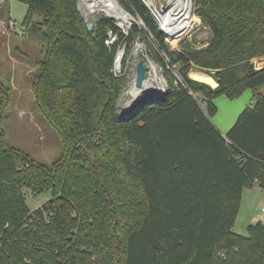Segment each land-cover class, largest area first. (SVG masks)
Instances as JSON below:
<instances>
[{
    "label": "trees",
    "instance_id": "16d2710c",
    "mask_svg": "<svg viewBox=\"0 0 264 264\" xmlns=\"http://www.w3.org/2000/svg\"><path fill=\"white\" fill-rule=\"evenodd\" d=\"M16 1L28 7L22 36L44 55L36 103L63 152L47 165L7 144L0 81V264H264V224L234 232L244 190L264 191V66L254 64L264 58V0H195L212 39L175 52L142 0H117L146 25L127 36L102 14L89 31L76 0ZM138 41L167 87L122 108L128 79L114 76V59ZM248 90L255 103L224 137L215 100ZM46 191L51 199L31 210L27 196Z\"/></svg>",
    "mask_w": 264,
    "mask_h": 264
},
{
    "label": "rangeland",
    "instance_id": "374dc122",
    "mask_svg": "<svg viewBox=\"0 0 264 264\" xmlns=\"http://www.w3.org/2000/svg\"><path fill=\"white\" fill-rule=\"evenodd\" d=\"M156 4L161 8L164 6V0H156ZM4 9L8 10V14L3 12L0 15V81L5 87L9 88L10 100L5 109V120L3 121L4 136L9 146L27 153L33 159L41 163L51 165L61 157L63 143L56 129L49 123L37 106L34 94L33 85L40 69V62L44 60V55L37 44L19 35V32L22 33V24L27 16L28 7L21 2L13 0L10 5ZM4 9H2V11ZM9 10L11 14H9ZM192 13L193 17L197 19L193 28L184 32L181 39L179 38L172 41L166 40L171 51H182L185 48L201 49L210 43L212 39L210 28L204 24L201 18L195 15L194 6ZM95 14L103 15L105 13L96 12ZM9 15L16 23V30H10L8 28V23L10 21V19H8ZM90 19L94 20L95 16H91L88 20H84L91 22ZM1 21L3 23H1ZM34 21H40V18L34 17ZM149 42L152 43V40L150 39ZM147 44L148 43L144 42L136 54L134 53L137 46H134L132 52L126 57V64L128 65L126 72L128 84L124 89V96L121 98L122 108L130 107L133 104V100L130 97L135 92V87L132 86L134 77L133 64L142 60L143 55H149L150 59L154 62L156 70V73L153 72V69L147 72V80L156 77L158 79L156 88L159 92H164L167 87V81L163 75V71L152 59ZM254 64L257 68L263 67L264 58L255 59ZM204 73L205 72L191 70L189 76L190 78L200 79L202 82L213 87L218 86L212 76ZM246 92L240 100L235 102L230 101L224 96L218 98L216 104L219 108V113L212 120L213 123L217 125L218 129H221L222 124L227 123L231 124L232 127L240 113L255 103L250 90ZM142 94L148 93L144 92L141 93V95ZM1 98L2 96L0 94V101ZM27 192L30 194V191ZM50 199L51 192L46 191L38 196L28 195L26 203L31 210H36ZM263 207L264 191L257 188L255 192H248V197H245L243 206L235 223L234 232L246 236L249 225L257 222H262L264 224V216L262 215ZM254 217H256L257 220H255ZM242 230L244 233H241Z\"/></svg>",
    "mask_w": 264,
    "mask_h": 264
},
{
    "label": "built area",
    "instance_id": "2783aa9c",
    "mask_svg": "<svg viewBox=\"0 0 264 264\" xmlns=\"http://www.w3.org/2000/svg\"><path fill=\"white\" fill-rule=\"evenodd\" d=\"M7 1H10V0H1L2 3L7 2ZM142 1L147 6V8L149 9V11L153 15V17H155V20L157 21V23L159 25L160 31L165 36L166 40L172 41V40L181 38V36H183V34L186 31V29H181L178 32H176L175 34L166 31L169 27H168V24H166L167 22L165 20V17L173 9H175V12H178V11H180V8L184 7V8H189L191 19H192L193 18L192 10H193V6H194V1L195 0H168L169 7H168L167 10H164V8H163L164 6L159 8L157 6V4H156V0H142ZM76 2H77V7H78L80 13H81L82 17L85 20H88L91 16L100 15V14H95L96 12H90L85 7L83 0H76ZM177 4H179V5H177ZM119 5L121 6L120 3H119ZM121 8L129 16V26H126V27L120 26V24H119V22H118V20L116 18H114L113 16H110L109 14H107L105 12H104L105 14H103V15H105L108 18L113 19L115 21L117 27L126 36L129 34L130 30L133 28L134 25L138 26L141 29H145L146 30V25H145L143 20H141L140 18L135 17L131 12L125 10L122 6H121ZM193 26L190 27L189 30H191V28H193ZM15 27H16V23L13 20H10L9 23H8V28L10 30H16ZM19 35L22 36V33L19 32ZM117 39H118V36L115 35L112 31H110L109 32V40L106 42V44L108 46H112L117 41ZM143 43H144L143 41H138L135 44V46H137V48L135 49V53L134 54H136L140 50V48L143 45ZM120 53H122V58H121L120 61H118V56H119ZM126 61H127V59H126V45L122 44L121 46H119L118 51H117L116 56H115V59H114V65H113V69H112V72H113L114 76L121 77V76L126 75V72H127V69H128V65L126 64ZM142 61H144L145 65L148 68V71L153 69V72L156 73L154 62L150 59L148 54L143 55ZM136 63L133 64L134 77H133V85L132 86H134V87H135L134 79H135V66H136ZM146 80H147V76H146ZM124 92H123L122 96H124ZM262 215L264 216V208L262 209Z\"/></svg>",
    "mask_w": 264,
    "mask_h": 264
},
{
    "label": "bare ground",
    "instance_id": "6f19581e",
    "mask_svg": "<svg viewBox=\"0 0 264 264\" xmlns=\"http://www.w3.org/2000/svg\"><path fill=\"white\" fill-rule=\"evenodd\" d=\"M83 2L85 7L90 12H105L110 16L116 18L120 26L123 27L129 26V16L121 8L117 0H83ZM165 20L167 22L166 24H168L169 27L166 31L174 34L181 29H186V31L189 30V28L192 27L194 23H196L197 21L195 17L191 19L189 8H184V7L180 8V11L178 12H175V9L170 11L169 14L165 17ZM121 58H122V53L119 54L118 61H120ZM157 85H158V79L154 77L152 79L146 80L143 83L142 88L139 89L135 87V92L131 96V99L133 100L132 102H134V100L138 96H140L141 93L144 92L148 94L154 93L155 90L157 89L156 88Z\"/></svg>",
    "mask_w": 264,
    "mask_h": 264
},
{
    "label": "water",
    "instance_id": "95a60500",
    "mask_svg": "<svg viewBox=\"0 0 264 264\" xmlns=\"http://www.w3.org/2000/svg\"><path fill=\"white\" fill-rule=\"evenodd\" d=\"M168 7H169L168 0H164V7H163L164 10H167ZM93 27H94V24L92 22L87 23V28L89 31H92ZM147 72H148V68L145 65L144 61L142 60L137 61L136 66H135V79H134V84L136 88H139V89L142 88L143 83L146 81ZM158 93H162V92L161 91L159 92V90L156 89L155 92L152 94H158Z\"/></svg>",
    "mask_w": 264,
    "mask_h": 264
},
{
    "label": "crops",
    "instance_id": "0c3cea01",
    "mask_svg": "<svg viewBox=\"0 0 264 264\" xmlns=\"http://www.w3.org/2000/svg\"><path fill=\"white\" fill-rule=\"evenodd\" d=\"M11 1H13V0H10L9 1V3H8V5H10V3H11ZM14 1H16V0H14ZM11 7V6H10ZM11 9V8H10ZM9 14H11L10 13V10H9ZM9 19L10 20H12V17L9 15ZM1 23H3L2 21H1ZM205 74V73H204ZM213 78V77H212ZM192 79H195V78H192ZM214 79V78H213ZM196 81L198 80L199 82L201 81L200 79H195ZM215 80V79H214ZM216 81V80H215ZM202 82V81H201ZM216 85H217V81H216ZM213 87V86H212ZM217 87V86H216ZM215 88V87H214ZM248 92V91H247ZM246 92V93H247ZM251 92V91H250ZM251 95H252V92H251ZM244 96V95H243ZM242 96V97H243ZM222 97V96H221ZM225 97V96H224ZM242 97H240L239 99H236V100H233V102H235V101H238V100H240ZM220 98V97H219ZM227 98V97H226ZM252 98H253V96H252ZM228 99V98H227ZM217 100H218V98L215 100V103L217 102ZM231 101V100H230ZM217 105V104H216ZM250 106H252V105H250ZM218 107V106H217ZM218 110H219V108H218ZM218 113H219V111H218ZM218 113H217V115H218ZM216 115V116H217ZM215 116V117H216ZM214 117V118H215ZM214 118H212V120L214 119ZM213 122V121H212ZM214 124V123H213ZM216 127H217V125L216 124H214ZM234 125V124H233ZM222 127H221V129H218V127H217V129L221 132V134L224 136V137H226V135H227V133H228V131L231 129V124H222L221 125ZM259 189V187L258 186H253V187H251V188H248V189H245L244 190V193H243V198H242V205H241V208H242V206H243V203H244V200H245V197L247 196L248 197V192H252V191H254L255 192V190L256 189ZM261 189V188H260ZM263 191V190H262ZM264 208V207H263ZM254 219L255 220H257V218L256 217H254ZM235 227V226H234ZM241 233H244V231L242 230L241 231Z\"/></svg>",
    "mask_w": 264,
    "mask_h": 264
}]
</instances>
